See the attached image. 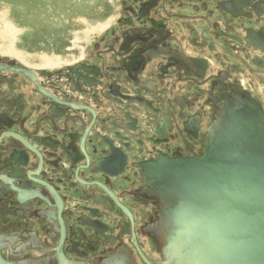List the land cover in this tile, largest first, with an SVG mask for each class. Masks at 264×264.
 I'll return each mask as SVG.
<instances>
[{"label":"flooded vegetation","instance_id":"obj_1","mask_svg":"<svg viewBox=\"0 0 264 264\" xmlns=\"http://www.w3.org/2000/svg\"><path fill=\"white\" fill-rule=\"evenodd\" d=\"M109 1L70 64L0 53V264H172L158 178L246 97L264 113V0Z\"/></svg>","mask_w":264,"mask_h":264},{"label":"water","instance_id":"obj_2","mask_svg":"<svg viewBox=\"0 0 264 264\" xmlns=\"http://www.w3.org/2000/svg\"><path fill=\"white\" fill-rule=\"evenodd\" d=\"M248 99L211 128L206 157L172 158L158 178L172 203V264H264V114Z\"/></svg>","mask_w":264,"mask_h":264},{"label":"rangeland","instance_id":"obj_3","mask_svg":"<svg viewBox=\"0 0 264 264\" xmlns=\"http://www.w3.org/2000/svg\"><path fill=\"white\" fill-rule=\"evenodd\" d=\"M113 3L0 0V53L24 66L55 68L70 64L68 61L88 52L94 34L111 24L116 16H111Z\"/></svg>","mask_w":264,"mask_h":264},{"label":"bare ground","instance_id":"obj_4","mask_svg":"<svg viewBox=\"0 0 264 264\" xmlns=\"http://www.w3.org/2000/svg\"><path fill=\"white\" fill-rule=\"evenodd\" d=\"M247 99H248V97H246L245 99H243L242 104H241L240 106H243V105H245V104H246L247 106H248V105H249V106H250V105L252 106V104H249V102H247V101H249V99H248V100H247ZM259 107H260V105H259ZM230 111L233 113V112H234V109H231ZM262 112H263V111H262ZM263 114H264V113H263ZM216 128H218V125H216V126L213 127V129H216ZM171 213H172V210H171ZM176 247H178V246L176 245ZM63 248H64V247H63Z\"/></svg>","mask_w":264,"mask_h":264}]
</instances>
